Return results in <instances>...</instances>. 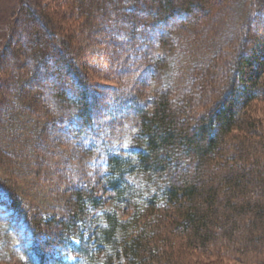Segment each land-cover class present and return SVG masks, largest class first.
Segmentation results:
<instances>
[{"label": "trees", "instance_id": "trees-1", "mask_svg": "<svg viewBox=\"0 0 264 264\" xmlns=\"http://www.w3.org/2000/svg\"><path fill=\"white\" fill-rule=\"evenodd\" d=\"M17 3L0 264H264V0ZM47 128L96 163L84 185L32 142Z\"/></svg>", "mask_w": 264, "mask_h": 264}, {"label": "rangeland", "instance_id": "rangeland-1", "mask_svg": "<svg viewBox=\"0 0 264 264\" xmlns=\"http://www.w3.org/2000/svg\"><path fill=\"white\" fill-rule=\"evenodd\" d=\"M15 1L16 2L18 1L17 4L19 5L20 0H0V47L2 44H4V42L6 40L7 31L9 29V27H11L12 22L16 16L15 15V13H16L15 6L16 5H14ZM215 29L217 31V27ZM213 34H214V31H213ZM209 37H211V35H209ZM44 87L46 88V85ZM147 94L148 93H146V92L143 94V96H144L143 99L146 97ZM251 111H252V116L256 120L261 122L262 126L264 127V104L260 100H258L256 102H252ZM123 114H124L123 116L128 115L127 111H124ZM129 118H135V117L129 116L128 120H126L128 128L130 129L134 125L130 123ZM40 126H42V125H40ZM127 133H129V132H127ZM31 135H32V137H31L32 142L35 140H38V142L41 144H43L44 142H46L44 144H47V145L48 144L49 145L54 144V143L57 144L58 147L56 149L55 156L52 157L53 158L52 161H55V160L59 161V162H61V161L67 162L68 161V164H67L68 169L66 171V174L67 173H74L76 175V177L78 178V180L80 181L79 182L80 185H84V183H83L84 180L81 179L82 177L87 178V176H91L95 172V171H93L95 169V166H96V163L94 162V160H91L92 163L85 161L84 160L85 158L82 157V154H80L79 152L74 153V151H73L74 149L71 147H70V150L68 151L69 155L64 153L63 151L66 150V146H63L62 143H57L58 142L57 136L54 134V132H52L48 128L45 131V133H43L40 137H38L36 133H34V135L33 134H31ZM49 161H50V159H47V162H49ZM86 162H87V165H85ZM34 165H35V163H34ZM83 166L84 167L86 166L85 170L83 169ZM0 169H1L0 171H2V172L4 171V169H2V167H0ZM70 176H71V174H70ZM1 177L6 178V176H4L3 174L0 173V178ZM65 178H66V176H65ZM30 180H32V179H30ZM97 186L98 185L96 184V187ZM48 195H51L52 198L57 199V198L63 196L64 193L61 194V191L60 192L57 191L56 195H54V194H51L47 190L46 193L43 192L41 194V200L38 199V201H37L38 203H32V202H30V203L34 204V205H38L39 207H41L44 204H52L54 199L50 203V199L46 197ZM100 196L103 197L104 202L107 204L108 203L107 195L104 192H102L100 194ZM41 210H44V209L40 208V211ZM64 211H65V208L64 207L62 208V206H59L57 211L55 212V214L62 215V214H64ZM71 261H72V259H71Z\"/></svg>", "mask_w": 264, "mask_h": 264}]
</instances>
